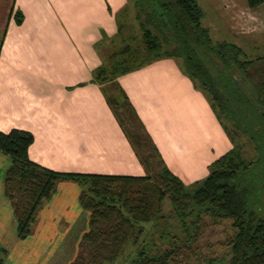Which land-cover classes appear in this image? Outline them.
<instances>
[{"label": "trees", "instance_id": "trees-1", "mask_svg": "<svg viewBox=\"0 0 264 264\" xmlns=\"http://www.w3.org/2000/svg\"><path fill=\"white\" fill-rule=\"evenodd\" d=\"M261 3L247 0L251 8ZM130 10L137 26L134 34L124 31L130 28ZM17 15L20 23L22 13ZM203 16L198 0H127L115 15L118 29L114 35L125 43L101 55V64L92 72L91 82L101 84L108 105L136 146L145 174L53 170L29 157L32 132L0 130V151L10 158L3 191L12 206L18 238L30 234L58 182L69 180L80 186L79 203L89 211L88 230L70 264H110L126 244L138 241L144 224L159 226L164 219L158 240L166 246L150 238L136 246L128 264H191L205 217L212 222L231 219L234 229L227 239L229 256L210 258L208 264H264V68L255 67L256 63L264 65V56L248 58L232 42L213 41L209 28L202 24ZM114 36L103 33L96 49ZM131 39L136 42H127ZM163 57L174 58L194 88L204 94L232 143L211 161L207 175L191 185L165 165L117 81L120 75ZM241 135L256 151L253 157L243 155L237 143ZM166 198L171 207L167 214L162 208ZM166 217L174 221L167 222Z\"/></svg>", "mask_w": 264, "mask_h": 264}, {"label": "crops", "instance_id": "crops-1", "mask_svg": "<svg viewBox=\"0 0 264 264\" xmlns=\"http://www.w3.org/2000/svg\"><path fill=\"white\" fill-rule=\"evenodd\" d=\"M229 1L239 15L254 17L247 0L244 5ZM126 2L0 0V130L32 132L29 157L40 165L66 172L145 174L101 84L90 80L102 62L96 44L103 33L116 34L115 15ZM19 12L22 20L17 23ZM117 81L165 165L185 183L205 177L211 161L231 147L208 100L174 58L154 60ZM202 111L206 125L213 113L219 139L207 141L202 134ZM179 138L187 146L182 148ZM200 147H206L203 153ZM9 164L0 151V248L5 249L0 264H70L88 230L89 211L79 203L80 186L58 182L30 234L20 239L3 191Z\"/></svg>", "mask_w": 264, "mask_h": 264}, {"label": "rangeland", "instance_id": "rangeland-1", "mask_svg": "<svg viewBox=\"0 0 264 264\" xmlns=\"http://www.w3.org/2000/svg\"><path fill=\"white\" fill-rule=\"evenodd\" d=\"M200 5L204 10V16L202 19V24L209 28L210 35L213 41H227L232 42L242 48L244 54L248 58H254L258 56H264V0L256 8H252V14L254 17L250 19L248 15H239L237 8L234 7L232 1L229 0H198ZM240 0L236 1V5L239 4ZM243 5L245 0H241ZM241 11V9H239ZM130 28L125 29V33L128 34L137 31L136 23L133 21V14L130 10V13L127 17ZM139 34L136 33V41L139 39ZM135 40H127V42L135 43ZM125 42L121 41V38L114 36V40H105L99 45L100 55L106 56L110 54L115 49L121 48ZM256 68H264V65L256 63ZM255 70L250 71L253 73ZM233 75L236 77L240 83L241 78L237 71L233 72ZM257 75V74H256ZM206 111H202L199 119L201 122H198L202 134H206L207 141L214 138L219 139L221 137V129L216 131L214 124L218 127L213 113L209 125H206ZM204 113V114H203ZM203 116V119H202ZM204 120V124H203ZM201 123L204 125V130L201 128ZM206 125V126H205ZM203 127V126H202ZM214 127V128H213ZM138 134L144 136L142 129L138 128ZM196 129V128H195ZM194 128L192 130L195 131ZM193 131V137H194ZM205 131V132H204ZM224 132V130H222ZM224 134H226L224 132ZM228 136H226L227 138ZM197 138V137H196ZM200 138V135H199ZM181 146L184 148L187 146V142L181 138ZM237 143L242 145V152L245 157H253L256 154L253 146L248 142L247 138L244 135H241L237 139ZM150 144V143H148ZM232 147V143L230 145ZM147 148V147H146ZM206 147H200L202 153L205 151ZM149 151V149L147 148ZM219 150V149H218ZM217 150V151H218ZM147 152V151H146ZM225 152V151H224ZM223 151L219 153L220 156ZM201 180V179H198ZM186 184L191 185L192 181L189 182L185 180ZM197 181V180H196ZM163 213L167 214L171 211L170 202L166 198L163 202ZM167 222L174 221L171 218H167ZM165 219L158 222L159 226H154L150 223L144 224V232L138 237V241L133 243H128L125 245L122 253L116 258V260L110 264H128L133 258L134 250L137 245L144 241H149L150 238H153L154 241L160 245L166 246L164 242L158 240V234L161 230V226L165 225ZM234 229L231 226V219H220L217 222H212L208 217H205V224L202 228V232L199 236V239L195 243L196 254H193L190 257L191 264H208L207 260L212 258H227L229 256V247L227 245V239L233 234ZM0 256L4 257L3 253L0 250Z\"/></svg>", "mask_w": 264, "mask_h": 264}]
</instances>
